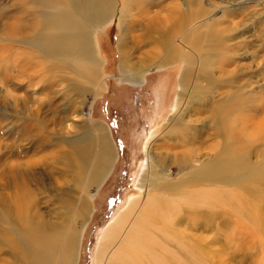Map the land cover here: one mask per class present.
<instances>
[{
    "label": "rangeland",
    "instance_id": "rangeland-1",
    "mask_svg": "<svg viewBox=\"0 0 264 264\" xmlns=\"http://www.w3.org/2000/svg\"><path fill=\"white\" fill-rule=\"evenodd\" d=\"M146 2L150 5L123 13L126 17L116 11L96 24L93 40L97 64L86 63L73 74L54 69L52 74L64 77L59 83L57 77L50 80V72L42 71L39 57L8 35L11 23H16L14 18L27 16L25 12L22 15L23 8H19L16 0H0V264H27L28 249L14 239L11 227L29 230V224L36 219L34 210L55 222L56 210L61 211L60 205H65L64 198L68 199L72 192L81 195L86 184L85 179L77 182L78 168L82 167L81 152L87 148L90 165L97 163V128L106 131L114 155L101 179L88 186L90 207L80 223L73 264H100L97 252L107 224L122 209L127 210L131 199L139 197L143 205V199L155 193L142 182L145 172L149 174L148 151L153 158L163 152L170 154L166 153L171 160H165L173 179L183 172L175 167L173 155L180 153L184 138L169 133L178 122L186 121L195 143L192 146L205 147L199 154L221 148L217 143L220 139L215 136L220 132L213 130L220 127L222 116L213 114L211 109L218 107L225 89L239 90L240 100L244 95L240 101L243 111L234 115L239 124L232 136L241 144L253 136L248 152L252 153L253 161L260 159L264 150V0H204V11L198 13L186 30H193V40L200 37L202 44L206 40L210 44L212 36H219L221 48L214 52L209 67L212 81L207 76L201 78L194 70L193 77H188L190 90L183 96L186 103L177 110V100L183 91L180 79L190 68L184 51L167 55L178 43L173 22L179 21L175 11L180 8L177 0ZM198 24L202 27L197 29ZM122 36L127 37L126 51L120 49ZM154 40L160 41L157 46L165 52ZM124 56L128 58L127 67L125 62L123 66ZM168 57L173 59L168 61ZM227 65L238 67L236 74ZM93 68L99 71V76L91 85L87 80ZM222 69L231 73L220 79ZM193 84L199 85L203 92L192 89ZM246 106L251 107L250 112H245ZM239 115L254 120L250 118L252 123H246ZM252 125L256 127L251 131L253 135L248 134V128L246 133L250 136L246 137L242 129ZM75 140L79 144H73ZM261 194L256 198L242 191L234 202L202 205L192 214L185 206L179 212L182 222L177 226L183 232L184 242L175 241L173 247L167 245L164 257L171 258L170 264H264V219H258L264 217V190ZM140 210L138 207L132 213L122 233L125 234ZM70 232L63 233L62 249L68 245ZM120 238L109 247L101 264H118L112 260V253L118 248ZM185 243L202 247L203 253L197 251L198 256L194 250L186 251Z\"/></svg>",
    "mask_w": 264,
    "mask_h": 264
},
{
    "label": "bare ground",
    "instance_id": "bare-ground-1",
    "mask_svg": "<svg viewBox=\"0 0 264 264\" xmlns=\"http://www.w3.org/2000/svg\"><path fill=\"white\" fill-rule=\"evenodd\" d=\"M146 1L147 0H16V4L20 5L19 8H23L22 15L26 13L27 16H21V19L14 18L16 23H11L12 27L10 26L9 28V32L11 33L8 35H10L17 44L25 46L31 54L42 60V71L45 73L50 72V74H52L54 69H62L63 72L67 71L68 74L69 72L73 74L76 70L81 71L83 67H85L86 63L92 61L97 64L98 57L96 56V44L93 40V27L114 15L116 11L122 16L123 13L127 14V12H132L135 9L138 11L137 8L140 7V5H150L149 2ZM177 2L180 9H177L175 12L179 15V21L177 20L178 22H173V24H175L174 28L177 30L176 37L178 43L171 51L167 50L169 51L167 55L171 54V52L176 54L178 51H184L186 58L188 56L187 64L190 68L188 67V69H186L184 74L181 76L180 84L183 91L177 100L176 109L174 108L175 110H177L178 107H181L180 105L185 102L183 101V96H186V92L190 90L188 88V77H193L192 72L195 74L196 71V73H199L198 75L201 78L205 76L210 77L209 67L212 63L211 61L215 58L214 52L219 49L221 44L219 36H212L210 44L207 43V40L205 44H202L203 39L201 41L200 37L193 40V30L192 32H190L191 29H188V31L186 30L194 19H197L198 13L204 11V0H177ZM210 3L211 2L209 1L207 5ZM126 27H128L127 24ZM201 27V24L197 25V29ZM147 31L149 33L150 30ZM125 38L127 37H119L120 49L122 50L123 48V51H126L125 48L127 49ZM156 41L154 40L153 43L157 46V43L159 44L160 41ZM161 41L164 42L166 40L163 41L162 39ZM157 47L159 49L161 48V51H164L162 50V47ZM157 47L156 51L158 50ZM192 52H195L196 56H194ZM124 57L123 66L126 64L127 67L128 58L127 56ZM165 59H167V57ZM170 59H173V57H168V61ZM215 60L216 59H214V61ZM130 63L132 62L130 61ZM164 63L167 64V62ZM194 63L196 67L194 66ZM138 64L140 63L138 62ZM141 64H144V62ZM227 67L233 68L234 73L236 74L238 67H235V65H227ZM221 71L224 70H220V79L225 74L230 75L231 73V71ZM97 76H99V71H97L96 68H93L90 76L91 80L88 79L87 82H90L92 85ZM52 77L50 80L57 77L59 83H61V80L64 79V77L56 76L54 74H52ZM211 77L208 79L211 80ZM66 78L68 77L66 76ZM69 79L70 81L72 80V78ZM52 82L55 84L54 81ZM90 84L87 86H90ZM197 84H193L194 87L192 89L196 88V92L202 91L201 87ZM63 90L66 91L65 89ZM239 92V90H233L231 88L225 89V91H223L220 95V103L217 102L218 107L214 108L213 106V109H211L213 110V114L222 116L220 127L215 126V129L213 130L215 133L220 132L215 135L221 141L217 142L218 140H214L221 147L216 151L212 150L213 152H211L209 150V153H203L204 155L199 154L201 152L199 150L202 147L192 146L195 145V143L190 135L191 131L188 133V130L190 129L186 126V121L184 123L178 122L174 128L169 131V133L177 136L182 135L186 141L185 142L184 139H182L183 143L180 145V153L175 156L173 155V157H175V167L181 172L183 171L180 176L178 175V178L173 179V177L169 174V165L165 160H171L169 159L170 154L168 152L166 153L169 155L166 153L163 154V152L162 155H158V157L153 158L148 151L147 170H149V174L145 172L142 182L147 186V189L152 192L155 191V193H152V196L149 195L146 199H143V205H141V199H139V197L131 199L130 203L127 205V210L123 211L124 209H122L117 216L111 219L107 226L105 225L106 229L102 231L103 234L100 238V248L97 252L98 263L101 264L105 261L109 247L122 236L120 238L118 248L114 251V253H112V260L116 261L118 264H170L169 262L171 258L164 257V254L167 250V245L173 247L172 245H175L173 244L175 241L181 243L184 242L181 238V236H184L183 232L177 226H179L182 222L179 212L180 210L182 211L185 206L189 207L188 213L192 214L195 213L200 206L202 207V205L206 206L209 204L215 206L220 205L223 202H234V200L239 198L240 195L238 194L242 191L251 196L255 195L254 197L256 198L262 196L261 190H264V150L260 159L258 158L254 161L251 158L252 153L248 152L251 148L248 146L251 145V137H253L248 134L253 135L251 131H254V128L256 127L252 128L253 125L245 126L247 128L243 127L242 131H244L243 133L247 135L246 137L250 136L249 140L245 144H241L236 141L237 139L234 137L235 135L232 136V133H234L237 129H235V126L238 122V120L236 122V117H234V115L243 111V106L240 101L243 99L244 95L240 100L239 97H241L242 94L238 97L241 93ZM58 95L60 96V94ZM249 96L251 97V95ZM246 99L247 98L245 97V102H247ZM250 101L252 102L251 98L249 102ZM215 105L217 104L215 103ZM250 108L248 106L245 112H250ZM239 118H241L242 121L247 119L243 118V120L240 115ZM250 118L252 117H249L248 120H250ZM171 120H173V118ZM248 120L245 122L252 123L251 120L254 119L252 118L250 121ZM228 122L230 125H228ZM263 123L264 119L262 124ZM260 124L261 123H258V125ZM258 128L260 131V126ZM101 129L97 128V163L93 166L90 165L91 162L88 160L90 153L87 148L81 152L82 167L78 168L77 182H82V179H85L83 182L86 183L83 185L81 195L78 197L77 195L79 192H77V194L72 192V195L68 199L64 198L65 205H60V207H63L61 211L58 209L56 210L57 221L55 222L46 220L39 210H34V216L36 219L34 218L32 223L29 224V230H19L11 227L14 239L16 240L17 238L19 244L22 247L26 246L28 249L29 257H26L27 264L74 263L77 240L80 234V223H82L88 215L90 207L88 203V186L89 184L96 183L99 178L101 179V176L105 173L106 168L113 159L114 155L112 143H110L111 141H109L105 133L106 131L104 132ZM247 129L250 130V133L248 132V134L246 133ZM73 142V144H79L78 140ZM198 144L199 143H197V146ZM202 145L204 146V143ZM202 149H205V147ZM74 151L75 150H73V152ZM155 162L160 164L159 167L156 166ZM171 164L173 165V162ZM86 172H88L87 177H84ZM138 207L141 210L136 215L134 222L131 221L133 223H130L131 225L128 227L125 234L124 232L122 233V229L125 227L129 217L133 215L132 213ZM205 215H207V211H205ZM205 215L202 214V216ZM258 219H264L263 215L259 216ZM253 220L255 221L256 219ZM68 231H71L68 245L62 249L64 239L63 233ZM197 247L198 245H195L194 248V244L185 243L186 251L194 250L199 256V251L202 253L203 251L202 247H198V249ZM186 259L188 260V258Z\"/></svg>",
    "mask_w": 264,
    "mask_h": 264
}]
</instances>
